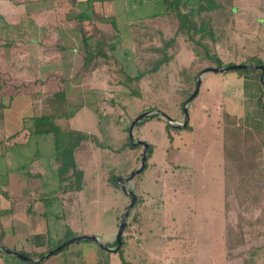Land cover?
I'll return each mask as SVG.
<instances>
[{
	"label": "rangeland",
	"instance_id": "rangeland-1",
	"mask_svg": "<svg viewBox=\"0 0 264 264\" xmlns=\"http://www.w3.org/2000/svg\"><path fill=\"white\" fill-rule=\"evenodd\" d=\"M82 1L84 10L81 12L80 18L85 16L82 20H75L76 43L63 44L61 32L52 33L56 28L54 25L49 26L55 22L54 12L50 11L48 16L44 18L48 22V26L43 28L45 33L47 32L44 36L45 42H42L46 53L42 51V55L41 53L38 55V45L32 44L31 39L25 44L34 46L31 48V52L35 79L30 83L22 81L18 84V81H13L11 76L2 77L3 88L0 90V96L1 103L6 105L7 122L16 120L15 125H20L21 128L25 127V130L27 126H31V116L36 113L37 106H41L45 100L43 93L37 92L41 90H39L40 86L38 85V78H40L38 73L45 68L53 69L55 67L53 62L55 64L57 61L63 62V56L71 55L75 50L77 52L74 55V62H82L86 47L84 37L87 36L91 50H96L99 44L107 49L113 59L120 60L118 63L112 60L110 65L105 63L103 56L97 57L98 62L103 61L101 65L105 64L102 70L104 69L108 73L109 77L106 78H111L110 83L118 86L117 80L124 75L119 69L123 67L124 72L135 75L139 68H144L149 62L152 63L153 53L147 52L146 48L160 44L163 37H171L178 23L173 11L170 9L164 11V0ZM257 1H261V5L264 3V0ZM199 3L200 0H180V8L183 11L195 9L196 13L199 11ZM161 11L163 12L161 13ZM259 13L264 14V10L262 9ZM259 13L253 12V17L244 21L242 27L239 26L238 35L249 38L246 43V50H243L242 40L239 46L237 45L232 50L231 56L227 57V53L222 50L220 53L222 66L232 63L257 64L253 62V57L262 59L259 56H264V37H262L264 33L261 32ZM238 14L237 16L240 18L241 15ZM199 19L200 17H198ZM5 32H7L8 37H11L15 30L8 24ZM23 32L31 37L37 35L35 31L29 28L22 29L20 34ZM105 34L109 36L106 37ZM50 35L52 41L47 39ZM198 37L205 42L210 40L208 35L203 36L201 33H198ZM180 40L179 45L182 46V52H185L189 58V55H192L190 47L183 37ZM113 43L116 46L114 49L110 48ZM10 45H13V42ZM65 45V48H61ZM259 47L261 48L259 49ZM5 51H8V48H5ZM256 53L259 56H253ZM55 56L57 57L54 58ZM53 58L54 60L50 61ZM184 60V57H180L178 61H172L168 65H164L159 71L145 76L143 86L140 85L142 93V96L139 94L140 97H134L130 94L131 89L124 84H121L119 88L115 87L114 91L109 89L100 92L99 99L101 102L98 109L100 113H103L100 117L101 132L102 134L105 133L104 146L106 144L111 145L104 149L103 161L105 165L112 163V167L121 173L131 171L134 168L136 165L134 156L138 155L139 157L141 155L142 147L132 146L125 142V137L128 134L126 123L129 120V124H131L132 120L141 112L148 110V107L161 109L174 118H177V114L180 121L184 120V112L180 113L179 110L181 99L179 94L181 88L179 65ZM249 69L251 71L248 74L258 72ZM16 70L21 71L22 67L19 66ZM231 72L242 73L237 69L209 71L207 73L200 92L195 97L194 105L189 107L190 123L195 128L192 127L194 128L191 129L192 131L183 130L179 133L171 131L174 136L173 144H171L165 122L158 117L161 115L155 114V116L147 117L145 121L139 122L135 128V133L140 138L151 143L152 151L156 152L157 158V168L152 171L149 168L138 174L135 177V182H138V190L141 191L139 180L146 177L145 189L148 191L146 194L155 195L160 204H154L157 200L153 201L151 196L147 197L148 204L153 201V205H155L154 216L156 220H151L153 230L141 231L144 235L140 238V242L132 240L133 245L134 243L137 244L134 249L136 257L140 259L135 260L134 264H243L242 261L245 259H247V264H264L259 262L264 257V253L260 252L259 249L256 250L260 242L264 243L263 212L260 213L250 203L248 205L240 204L239 199L234 195L230 196L231 205L229 209L226 204L224 207L223 170L221 166L223 161L222 126L221 120L218 122L215 120L219 115L217 109L220 101L219 93L222 87L230 84L225 75ZM207 88H210L209 92ZM84 89L90 91L91 88L86 86ZM32 93H34L33 97ZM23 95L27 96L18 99L16 103L14 102L18 96ZM31 99L32 101L34 99L33 105L30 104ZM71 101L75 111L79 107L77 105L79 102L77 99ZM142 102L148 109L139 110L141 108L138 104ZM69 106L71 108V105ZM108 106L113 107L108 108ZM227 108L232 109L230 104ZM19 112L27 115L26 122L24 119L17 120L20 117ZM107 112L108 114H105ZM59 122L63 125L64 130L70 128L68 118H61ZM11 131H13L12 123H9V128L6 132L5 130L2 132L0 138V181H7L11 171L21 175L18 171L22 170L18 169L20 168L19 162L29 161L30 158L35 157L47 161L51 159V153L55 149L53 134H32L28 137L27 141L30 138L31 141L27 146L22 145L21 137L11 140L10 144L6 145V138ZM262 134L264 138V133ZM99 137L101 138V135ZM66 138L68 139L67 132ZM38 149L40 152L37 151ZM152 158L151 152L148 160L149 165ZM259 160L262 162V158ZM160 191L163 193L160 194ZM244 206L249 209H245ZM260 206H263V203ZM242 215L247 219L249 218V221L247 222ZM258 218L261 219L257 221ZM226 222L233 225L240 222L245 223L247 229L245 232L248 235L257 234L260 231L262 233L259 235L261 241L258 240V243L252 241V243L244 245L243 253L235 254V256H233L234 254L229 255L224 238ZM134 227L136 229V226ZM134 227L132 226L128 230L130 231L129 237L134 235ZM237 228L236 231H239L242 230L243 226L238 224ZM139 236H141L140 232L136 233V237ZM108 254H113L108 261L109 263L115 261L117 264H124L119 251Z\"/></svg>",
	"mask_w": 264,
	"mask_h": 264
},
{
	"label": "crops",
	"instance_id": "crops-1",
	"mask_svg": "<svg viewBox=\"0 0 264 264\" xmlns=\"http://www.w3.org/2000/svg\"><path fill=\"white\" fill-rule=\"evenodd\" d=\"M82 2V0H0V41L3 44L0 49L1 74L3 76H11V79L15 82L18 81V84L19 82L22 83V81L30 83L35 79L32 62L33 55L31 52V48L34 46H27L25 44L31 39L32 44L36 43L38 45V55L42 51L46 53L42 42H45L44 36L47 32L45 33V29L43 28L48 26V22L44 18L48 16L50 11L54 12L55 22L49 26L54 25L56 28L52 33L58 34V32H61L63 44L76 43L75 22L81 20L80 14L84 10ZM262 9L264 10V3L261 5V1L234 0L232 29H229L232 33L230 36H227L228 38L222 36L216 42L215 48L219 55L224 50L227 53V57L231 56L232 50L237 45L239 46L241 40L243 42V50H246V43L249 38L244 35H238L239 26L242 27L244 21H248L249 18L253 17V12L259 13ZM237 14L241 15V17L238 18ZM259 15L261 16V32L264 33V14L259 13ZM8 24L15 30V33L11 37H8L7 32H5ZM24 28L32 29L37 35L31 37L24 32L20 34ZM261 32H259L260 35ZM51 35L47 38L48 41H52ZM12 42L13 45H10ZM88 44L91 45L90 42ZM65 47L66 45L61 48ZM5 48H8V51H5ZM76 52L77 50L71 55H62L63 62L57 61L56 64L53 62V65H55L53 69L45 68L38 73L40 76L38 78L39 90H64L69 105H71V108L69 106V117H66L69 120L70 128L94 134L101 143L98 144L91 139H84L75 147L76 169L80 172V175L72 179V181L62 182L60 180L55 149L51 153V159L47 161L35 157L33 159L30 158L29 161L19 162L20 168L18 169L22 170L18 171H20L21 175L11 171L7 181H0V244L11 250L27 254L34 259L40 258L39 255L41 253L45 254L51 250L52 245L81 234L97 235L108 247H103L94 240L82 239L70 243L42 261H28L16 254L0 251V264H117L115 261L114 263L108 262L113 255L108 253L117 251L115 244L117 242V233L124 212L131 202V195L122 189L118 180L121 177H127L140 166L143 147L135 145L141 146L142 151L139 157L138 155L134 156L136 165L131 171L121 173L115 167H112V163L105 165L103 161L104 149L111 145L106 144L104 146L105 133L102 134L100 127V117H102L101 114L103 115V113H100L98 109L101 102L99 94L101 91L109 89L114 91L115 87L119 88L121 84L115 86V84L110 83L111 78H106L108 73L104 69L102 70L105 64L91 69L84 65V60L78 63L77 61L74 62ZM190 52H192L191 49ZM257 53L259 54V52ZM257 53L253 56H259ZM180 57H184L185 60L180 62L179 68L183 65H188L193 59L194 54L192 52V55L190 54L188 58L187 54L182 52L181 46L173 61H178ZM259 57L264 61V56ZM54 58L50 61H53ZM19 66L22 67L21 71L16 70ZM208 72L204 73L202 83L206 79ZM225 77H227V81L230 84L222 87L219 93L220 101L217 105L219 115L215 120L216 122L221 120L222 126L223 161L221 166L223 170V188L224 113L228 112L231 115L237 116L242 124L250 129L264 132V82L261 74L259 72L250 74L231 72L226 74ZM143 80L144 78L140 82L142 86ZM86 86L91 88L90 91L84 89ZM207 90L209 92L210 88H207ZM130 94L132 93L130 92ZM25 96L27 95L18 96L14 102L16 103L18 99H23ZM133 96L140 97V95ZM72 99H77L79 102L77 103L79 107L75 111L72 107ZM94 101L96 103H93ZM32 102L31 99V105ZM228 104H230L232 109L227 108ZM193 105L190 103V106ZM138 106L141 108L139 110L142 111L153 108H145L144 102L138 104ZM110 107L113 106H108V108ZM19 113L20 117L17 120L24 119L26 122L27 115L23 112ZM105 114H108V112ZM176 117L178 118L179 116L176 114ZM31 121V126H27L28 130H25V127L21 128L20 125H15L16 120L7 122L5 119L4 126L0 127V138L2 132L4 130L6 132L7 128H9V123H12L13 131L11 132L13 133L9 132L8 138L5 136L6 145H9L11 140L20 137L23 146L29 145L31 138L27 141L28 137L32 136V134L37 135L33 132L32 118ZM127 121L126 124L130 126L129 120ZM100 135L101 138L99 137ZM128 136L129 131L125 137V142H127ZM52 139L54 141V136H52ZM170 141L173 144V139H170ZM37 151L40 152V149ZM149 156L148 152L147 166H145L142 172L149 168L150 171L157 168L156 152L152 151L153 158L150 165L148 164ZM114 173L120 176L117 178V185L113 183L111 178ZM135 177L131 181L123 180L126 186L135 190L139 198H137V202L132 208L131 213L139 216L140 222L136 225V229L134 227V235L128 238V245L124 251V256L130 264H134L135 260L138 259L134 249L137 244L134 243L133 245L132 240L140 242V238L144 235L141 231L153 230L151 220H156L153 201L157 199L155 195L146 194L148 192L145 189L147 178L143 179L142 177L139 180L141 190L139 191L138 182H135ZM161 191L160 194L163 193ZM148 196L154 199L151 201V204H148ZM154 204H160L159 200L154 202ZM164 227L166 228V226ZM128 230L124 231L127 235L130 233ZM138 232H140L141 236L136 237V233ZM259 250L264 253V248ZM259 262L264 263V257Z\"/></svg>",
	"mask_w": 264,
	"mask_h": 264
},
{
	"label": "trees",
	"instance_id": "trees-1",
	"mask_svg": "<svg viewBox=\"0 0 264 264\" xmlns=\"http://www.w3.org/2000/svg\"><path fill=\"white\" fill-rule=\"evenodd\" d=\"M164 3V11L170 9V11H173L177 17L178 23L174 34L169 38H165L162 35L163 38L161 39L162 41L160 44H154L149 46V48H146L147 52L150 51L153 53V61L152 63L149 62L150 65H148V63L144 68H139L137 74L131 75L126 73L124 72L123 67L119 69L124 75L119 79L117 78V82L119 84H124L127 88L129 87L131 89L130 92L133 95L141 94V80L149 73L159 71L164 65H168L176 58L180 51V39L183 37L194 54L193 59L188 65H183L179 68L181 82V88L179 91L181 98L179 101V108L180 113H183V105L189 95L193 92L196 85L197 74L208 66H222L223 64L222 59L215 48V44L222 36L227 37L232 33L230 30L232 29L233 22L234 0H200L198 6L199 11L196 13L195 9H190L189 11L181 10L180 0H164ZM162 12L163 11H161V13ZM157 14L159 15V13ZM84 16L82 18H84ZM197 16L200 17L199 20ZM198 33H201L203 36L208 35L210 40L205 42L202 38L198 37ZM105 35L106 37L109 36L107 34ZM84 38V43L86 44L84 65L87 68L94 69L101 66L103 61L98 62L97 57L99 56H103L105 63L110 65L112 60L115 63L120 61L116 58L113 59V57L107 52V49L99 44L96 47V50H91L87 36ZM2 45L3 44L0 41V49ZM115 47V43L110 45V48L112 49ZM253 62L257 64L264 63L262 59H257L256 57H253ZM237 70L242 73H248L251 71L249 68H239ZM252 70H256L261 74L260 70ZM113 73H115V71H113ZM2 77L3 75L0 71V90L3 88ZM37 92H42L45 100L43 99L44 101L41 106H37L36 113L31 116L33 119V132L37 135L53 134L59 178L62 182L68 180L72 181V179L77 178V176L80 175V172L76 169L74 156L75 147L84 139H91L98 144L101 142L94 134L73 128H69L68 130L63 129V125L59 122V119L69 117L70 109L67 108L69 102L64 90H40ZM33 95L34 93H32V97ZM193 101L194 99L192 100L191 105H193ZM5 108L6 105L1 103L0 96V127H3L5 124ZM158 117L165 122L171 140L174 137L171 131L179 133L183 130H191L193 127L190 120L186 126L179 127L171 125L164 117ZM223 131L225 204L229 209L231 205L230 196L234 195L239 199L238 202L240 204L248 205V203H250L255 206L253 208H257L260 213L263 212L264 214V138L262 134L264 132L244 126L237 116L231 115L228 112L224 113ZM66 132L68 134V139L66 138ZM127 144L134 146L131 143L130 135L127 137ZM151 152L152 148L150 147L149 154H151ZM260 158H262V162H260ZM118 177L120 176L115 173L111 176L115 185H117L116 182ZM261 203H263V206L259 207ZM244 207L245 209L247 208L246 206ZM242 216L245 218L244 215ZM259 219L261 218H258L257 221ZM245 220L248 222L249 218H245ZM139 222V216L131 213L129 222L124 231L130 229L132 226H136ZM238 224L243 226V228L242 230L236 231L238 229ZM238 224L233 225L231 223L227 224L226 222V228L224 230L225 247L229 251V255L234 254L233 256H235V254L238 255L239 253H243L244 245L246 246L250 242L252 243V241H256L255 243H258V240L261 241L259 235L262 233L260 231L257 232V234L248 235V233L245 232V230H247L244 225L245 223L240 222ZM128 238L129 236L124 233L122 235V243L117 249L122 256L124 264L129 262L124 256L125 248L128 245ZM64 241L65 240L52 245L51 249ZM115 244L117 246L118 242ZM261 248H264V243L262 242L257 245L256 249ZM0 251L4 252L1 249ZM43 255L44 253H41L39 257H42ZM242 262H244L243 264H247V259Z\"/></svg>",
	"mask_w": 264,
	"mask_h": 264
},
{
	"label": "water",
	"instance_id": "water-1",
	"mask_svg": "<svg viewBox=\"0 0 264 264\" xmlns=\"http://www.w3.org/2000/svg\"><path fill=\"white\" fill-rule=\"evenodd\" d=\"M239 68H244V69H258L261 71V78L264 82V64H252V63H232L229 65H224V66H208L206 68H204L202 71H200L197 75L196 78V85L195 88L193 90V92L190 94V96L187 98V100L185 101L184 105H183V110H184V120L180 121V119L178 118H174L172 116H170L168 113L162 111L161 109L158 108H153L150 110H146L144 112H141L140 114H138L131 122L130 126H129V135L131 138V143L133 145H141L143 147V153H142V157H141V164L140 166H138L135 170H133L127 177H121L118 180V183L120 184V186L122 187V189L129 195H131V202L129 203V205L127 206L125 212H124V216L122 218L118 233H117V246L116 248L118 249L120 244L122 243V235L124 233V230L129 222V216L131 213L132 208L135 206L136 202H137V198L138 195L135 192V190L133 188H130L128 186H126L123 182L124 181H131L137 174H139L140 172H142L147 164V159H148V152L150 149L151 144L145 140H143L142 138H140L138 135H136L135 133V127L136 125L143 121L145 118L147 117H151L152 115L158 114L163 116L164 118L167 119V121L173 125V126H186V124L188 123V121L190 120V110H189V106L191 101L197 96V94L199 93L200 87H201V83H202V77L204 75L205 72L207 71H227L229 69H239ZM82 239H89V240H94L96 241L98 244H100L103 247H108L105 243H103L100 238L97 235L94 234H81V235H76L73 237H70L69 239L65 240L64 242H62L61 244H59L58 246H56L55 248L49 250L48 252H46L42 257L38 258V259H34L32 257H30L27 254H24L22 252H18V251H14L11 250L7 247H5L4 245L0 244V249L9 253H13L18 255L19 257L28 260V261H42L43 259H45L46 257H48L49 255L63 249L65 246H68L70 243L78 241V240H82Z\"/></svg>",
	"mask_w": 264,
	"mask_h": 264
},
{
	"label": "built area",
	"instance_id": "built-area-1",
	"mask_svg": "<svg viewBox=\"0 0 264 264\" xmlns=\"http://www.w3.org/2000/svg\"><path fill=\"white\" fill-rule=\"evenodd\" d=\"M125 120V119H124Z\"/></svg>",
	"mask_w": 264,
	"mask_h": 264
}]
</instances>
